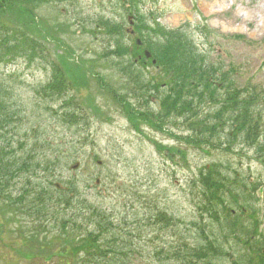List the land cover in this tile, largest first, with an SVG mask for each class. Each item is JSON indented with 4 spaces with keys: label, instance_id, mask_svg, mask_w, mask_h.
Segmentation results:
<instances>
[{
    "label": "rangeland",
    "instance_id": "1",
    "mask_svg": "<svg viewBox=\"0 0 264 264\" xmlns=\"http://www.w3.org/2000/svg\"><path fill=\"white\" fill-rule=\"evenodd\" d=\"M34 12L38 23L26 35L43 47L42 59L28 55L11 66L1 63L0 84L16 114L9 137L15 149L21 143L16 154L28 156L25 143L50 144L46 158L55 161L46 171L41 158L40 183L48 179L53 188H79L89 203L127 227L130 241L147 253L133 257V264H150L142 257L154 247L159 251L166 243L176 247L178 240H190L192 224L209 220L200 206V188H226L227 206L250 230L233 239L223 225H213L231 255L216 264L238 262L237 252L247 254L249 247L262 250L253 260L264 264V0H49ZM128 23L144 24L146 30L131 37ZM5 24L23 31L11 21ZM114 27L124 36L111 34ZM172 30L194 53L189 63L199 70L194 78L202 82L200 93L205 78L214 85L204 100L194 97L187 80L173 88L182 71L172 73L175 69L159 64L147 47L165 49ZM137 39L144 46L140 51ZM118 47L129 49L120 53ZM51 65L70 90L41 91ZM141 70L150 89L142 90L141 81L136 85ZM52 93L59 96L49 97ZM230 96L233 107L220 112ZM176 98L178 111L172 107ZM191 102L196 113L189 112ZM215 114L225 120L222 127H216ZM25 185L22 173L11 183L13 196ZM13 210V203H0V264L64 263L52 255L63 238L54 236L48 244L31 239L26 246L18 233L32 234L26 227L31 217L22 213L15 219ZM157 211L171 216L175 227L156 223Z\"/></svg>",
    "mask_w": 264,
    "mask_h": 264
},
{
    "label": "trees",
    "instance_id": "2",
    "mask_svg": "<svg viewBox=\"0 0 264 264\" xmlns=\"http://www.w3.org/2000/svg\"><path fill=\"white\" fill-rule=\"evenodd\" d=\"M47 1L49 0H0V37L2 39L0 41V64L11 66L14 64L15 59H21L20 57L36 56L39 60L42 59L43 47L36 43L34 39L29 38L26 32L31 31L33 29L31 26L38 23L34 12L36 8ZM10 21L16 24L17 29H23V31H16L5 24ZM135 29L142 33L146 30V27H144V24H139ZM115 32L118 36L120 35L118 28L114 27L111 34ZM5 36L8 38L7 41L4 40ZM177 37L175 32L168 33L167 40H165V49L154 50L149 44H147V47L159 64H169L170 67L175 69L171 71L172 73H177V70L182 71L181 74L184 76L180 75L174 79L171 83V85L174 84L173 88L179 85L184 87L186 84L183 81L187 80L189 83L191 82L190 89L196 91L194 97H199V101L204 100L203 95L209 93V88L214 85L211 81H208V78H205L203 91L200 93L199 85L202 82L194 78L199 70L195 67V62L194 65L189 63L190 59L194 61V53L190 47L186 49L184 47L185 43ZM135 48L137 51L141 50V48ZM169 49H173L171 54L166 53ZM117 51L125 53L128 48L118 47ZM109 53L107 52V55ZM178 53L183 55L180 56ZM138 81H141L142 90L150 89L145 85V80H137L136 85H138ZM1 86L2 84H0V203L1 205L14 204L12 217L15 219H18L22 213L28 218L31 217V222H27L26 227H31L32 234L30 235L27 232V235H25L20 232L18 233V239H22L25 245L28 246L31 239L42 240L45 244H48V241L54 236L63 238V244L60 245L61 248L58 253L52 254L57 255L64 261L60 264H133V259H135L133 257L146 255L147 253H144V251L140 253L137 245L130 241L132 236L130 232H125L127 227H122L114 222V219H110V215L105 211L89 203L79 188H53L48 179L43 184L40 183L38 172L42 168L41 158L47 167H45L46 171L50 170L52 161H55L54 158L48 160L46 158L47 153L50 152L48 150L50 144L47 140L33 145L25 143L23 148L27 147L29 149L26 159L23 158L24 156L16 154L21 150V143H18L19 148L15 149L14 144L9 140V137H13L12 125L15 124L16 114L8 109L5 101L7 91L2 89ZM65 87L71 89V86L66 83L62 72L51 65V76L48 84L41 91L56 89L57 92H60ZM38 94L43 99L46 98L43 97V93L39 92ZM53 96L59 95L52 93L49 97ZM233 102L234 100L230 96L228 103L225 102V106L220 112L226 111L229 107L232 108L233 106L230 105ZM165 103H170L169 97ZM177 104L178 99L176 98L172 106L174 111H178ZM192 105L193 102L190 103L189 112L196 113L192 110ZM214 120L216 127H222L224 124L222 121H225L220 114H215ZM11 126L12 128L9 129ZM22 173H24L26 182L25 188H21V192L17 196H13L12 190L14 188H10L11 183L15 178L21 177ZM213 174H209L208 184L211 183L210 178L215 176L216 173ZM211 186H219V184L213 183ZM225 191L226 188H200V206L209 220L204 222V219L201 218L199 220L203 221L202 223L199 225L192 224V229L189 232L190 240H178L179 244L176 247L171 242L166 243L159 251H156V247H154L151 255L142 258L150 260V264H216L221 258H230L231 255L224 252V248H222V243L227 245V242L223 241L225 239H220L221 236L218 231H215L213 225L217 228H222L223 225L225 231H227L225 236H232L233 239H235L236 233L248 235L250 227L243 228L244 224L240 226L239 219H236L234 212L231 210L232 208L227 206L224 197ZM102 194H104V191H102ZM3 212L9 211L7 209ZM155 221L163 225L164 228L172 229L175 227L172 224L173 218L167 216L166 212L157 211ZM193 230L196 232H193ZM74 232L79 234L74 235ZM123 235L127 236L126 239ZM248 238L250 239V236ZM236 243L238 245L237 241ZM37 245L42 247L40 242ZM246 250L247 254L244 255L237 252L238 262L233 261V264H254L253 259L255 256H262L261 249L255 251L249 247ZM52 255H47V257L52 258Z\"/></svg>",
    "mask_w": 264,
    "mask_h": 264
},
{
    "label": "water",
    "instance_id": "3",
    "mask_svg": "<svg viewBox=\"0 0 264 264\" xmlns=\"http://www.w3.org/2000/svg\"><path fill=\"white\" fill-rule=\"evenodd\" d=\"M146 56L148 57V54H146Z\"/></svg>",
    "mask_w": 264,
    "mask_h": 264
}]
</instances>
